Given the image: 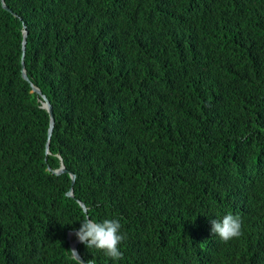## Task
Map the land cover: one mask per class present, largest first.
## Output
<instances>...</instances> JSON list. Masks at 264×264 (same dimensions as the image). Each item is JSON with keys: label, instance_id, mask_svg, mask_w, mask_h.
<instances>
[{"label": "trees", "instance_id": "1", "mask_svg": "<svg viewBox=\"0 0 264 264\" xmlns=\"http://www.w3.org/2000/svg\"><path fill=\"white\" fill-rule=\"evenodd\" d=\"M4 2L0 264H80L85 217L125 236L117 261L80 243L85 262L264 264V0ZM12 187L30 192L10 205Z\"/></svg>", "mask_w": 264, "mask_h": 264}, {"label": "clouds", "instance_id": "2", "mask_svg": "<svg viewBox=\"0 0 264 264\" xmlns=\"http://www.w3.org/2000/svg\"><path fill=\"white\" fill-rule=\"evenodd\" d=\"M25 41H26V39H25ZM40 108H41V103H40ZM46 141H47V139H46ZM69 179H70V177H69ZM70 181H71V179H70ZM206 187H207V185H205V188ZM217 187L214 189L215 190L214 193L216 192ZM29 192L30 191L25 189V188L12 187L7 192L6 201L10 205H14L22 197L28 195ZM199 195H201V194H199ZM210 223H211V232L214 235H217L223 242H228V241L232 240L233 238H239L242 235V220H241V217L239 215H233V214L229 213V214L225 215L222 220L212 219V220H210ZM120 230H121V223L118 219H104L103 221L98 222L94 219L85 217L80 222L79 229L78 230H76V229L70 230V231H68L67 235L70 236L72 241L77 239L81 244L86 245V247L88 249L99 250V251L103 252L105 256L111 258L113 261H117V260H120L123 258V253L120 251L119 245L125 239V236L123 234H121ZM79 242L77 244V249H78V245L80 244ZM69 246H70V242H69ZM87 263L88 264H94V261L89 260Z\"/></svg>", "mask_w": 264, "mask_h": 264}, {"label": "water", "instance_id": "3", "mask_svg": "<svg viewBox=\"0 0 264 264\" xmlns=\"http://www.w3.org/2000/svg\"><path fill=\"white\" fill-rule=\"evenodd\" d=\"M0 2H1V6H2V8L4 10L11 12L8 9V7L5 5L3 0H0ZM13 15L16 16L15 14H13ZM26 35H27L26 28H25V26H23V31H22L23 41H22V56H21V65H22L21 76H22L24 81H29V78H28V76L26 74V71H25V64H24V51H25V44H26V41H25ZM30 87H31V92L35 93L37 95V101H39L41 103V108L45 109L46 112L48 113V116H49V126H48V130H47V137L48 138H47V142L45 144V152L47 154H49L48 141H49V138L51 136V132H52V129H53V126H54L52 107L49 104V101L47 100L45 95L42 94V92L40 91L39 88L35 87L32 84L30 85ZM47 170L51 171L52 174H55L57 176L62 175V174L69 175V177L71 179V181H70L71 186H70L69 190L67 191L66 196L73 197V187L72 186H73L74 181H75V175L73 173L69 172L64 167L62 162H60L59 168H57L55 170H52V169L48 168ZM78 203H79L80 207L83 209V212L86 214L87 213V208L85 207V205L82 202H80V201H78ZM66 239L70 242V249H71V253H72L73 258L76 261H78L79 263H81V264H88L87 262H85L82 259V257L79 255V253L77 251V244H78L79 241L77 239H76L77 241L76 240L72 241L69 235H67Z\"/></svg>", "mask_w": 264, "mask_h": 264}]
</instances>
